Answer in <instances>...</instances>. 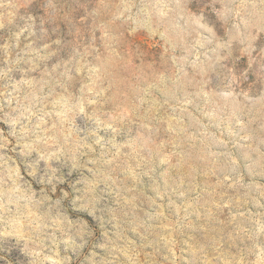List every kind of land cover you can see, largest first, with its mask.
Returning a JSON list of instances; mask_svg holds the SVG:
<instances>
[{"label":"rangeland","instance_id":"1","mask_svg":"<svg viewBox=\"0 0 264 264\" xmlns=\"http://www.w3.org/2000/svg\"><path fill=\"white\" fill-rule=\"evenodd\" d=\"M0 264H264V0H0Z\"/></svg>","mask_w":264,"mask_h":264}]
</instances>
